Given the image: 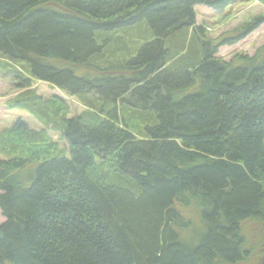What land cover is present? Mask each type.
<instances>
[{"label": "trees", "instance_id": "16d2710c", "mask_svg": "<svg viewBox=\"0 0 264 264\" xmlns=\"http://www.w3.org/2000/svg\"><path fill=\"white\" fill-rule=\"evenodd\" d=\"M238 1L0 0L7 106L43 127L0 132V264L264 255V45L219 57L264 15L213 38L196 14Z\"/></svg>", "mask_w": 264, "mask_h": 264}, {"label": "rangeland", "instance_id": "374dc122", "mask_svg": "<svg viewBox=\"0 0 264 264\" xmlns=\"http://www.w3.org/2000/svg\"><path fill=\"white\" fill-rule=\"evenodd\" d=\"M196 14L198 24L208 27L211 36L217 38L227 32H232L240 28L256 17L264 15V6L257 0H239L230 5L223 12H215L206 6H197ZM263 45L264 24L239 43L221 47L219 50V57L226 61H230L232 57L238 53L253 56L257 49ZM33 88L37 90L39 94L46 97L58 95L64 98L70 104L73 114H79L84 110V107L75 97H71L49 84L35 82ZM20 91L13 77L0 69V132L5 128H11L18 119H23L33 129L40 130L43 128L42 124L28 112L19 109L12 110L7 106L8 101L15 98ZM51 135L55 140L59 138L54 133H51ZM60 143L63 145V142L60 141ZM0 160H8V157L1 151ZM5 221L6 219L0 210V223H4ZM253 225L251 228L261 229V225L258 227L256 225L253 227ZM263 257L264 255L260 256L256 251L247 264H264Z\"/></svg>", "mask_w": 264, "mask_h": 264}, {"label": "water", "instance_id": "95a60500", "mask_svg": "<svg viewBox=\"0 0 264 264\" xmlns=\"http://www.w3.org/2000/svg\"><path fill=\"white\" fill-rule=\"evenodd\" d=\"M263 263H264V258H263Z\"/></svg>", "mask_w": 264, "mask_h": 264}]
</instances>
